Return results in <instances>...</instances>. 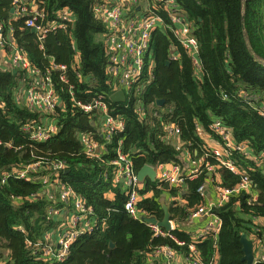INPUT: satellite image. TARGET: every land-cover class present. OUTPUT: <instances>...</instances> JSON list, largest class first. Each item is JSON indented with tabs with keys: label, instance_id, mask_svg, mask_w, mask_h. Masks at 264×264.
Wrapping results in <instances>:
<instances>
[{
	"label": "trees",
	"instance_id": "16d2710c",
	"mask_svg": "<svg viewBox=\"0 0 264 264\" xmlns=\"http://www.w3.org/2000/svg\"><path fill=\"white\" fill-rule=\"evenodd\" d=\"M33 1L46 16L37 25L54 21L64 10L73 20L67 29L49 31L40 42L38 34L27 27L30 17L17 15L15 0H0L6 40L0 51V264H161L152 259L159 248L171 247L186 255L191 244L203 264H246L242 261L243 234L255 242L256 249L264 238V0H176L198 40L200 68L172 33L160 28L152 34L146 83L140 92L128 94L124 103L111 99L116 85L108 75L109 56L102 38L107 28L95 14V1ZM156 9L163 14L159 6ZM13 45L23 50L31 71L8 64ZM173 57L178 59L173 61ZM56 66L68 71L63 73ZM47 76L58 96L53 113L31 109L25 100L28 90ZM63 76L68 84L61 80ZM96 96H102L110 114L125 125L110 140L105 139L100 117L87 116L74 104V99L90 102ZM160 101L165 104L160 106ZM50 124L58 132L41 144L31 142V133L24 129L30 126L34 131ZM171 124L179 135L168 136ZM217 124L230 131L236 146H248L250 157L236 152L229 156L239 165L240 175L220 167L219 158L208 156L213 146L222 145L214 132ZM83 137L105 145L107 151L99 158L87 157ZM120 142L136 174L145 166L181 167L187 177L181 188L147 180L139 189L138 208L161 220L164 198L176 224L172 235L186 243L184 247L169 237H154L148 224L125 211L127 191L116 183L112 165ZM187 158L195 165L190 172L196 174L194 180L187 176ZM57 162L66 169L54 175L49 166ZM38 163L37 171L29 172V181L12 175ZM207 163L215 170L211 176ZM5 174L10 177L6 179ZM242 176L249 177L257 199L242 192L217 205L214 213L221 229L216 239L194 243L199 231L188 227L190 216L211 205L199 190L208 187L218 196L217 185L232 190ZM45 177H50L47 188ZM56 181L69 184L94 210L91 225L95 232L77 240L63 263L38 259L42 249L36 250L47 234L53 236L64 224L61 216H51L49 210L72 213L74 208L57 199ZM47 192L54 193L56 200Z\"/></svg>",
	"mask_w": 264,
	"mask_h": 264
},
{
	"label": "built area",
	"instance_id": "2783aa9c",
	"mask_svg": "<svg viewBox=\"0 0 264 264\" xmlns=\"http://www.w3.org/2000/svg\"><path fill=\"white\" fill-rule=\"evenodd\" d=\"M95 14L98 19L106 26L107 32L103 35V40L107 48L109 56L108 75L116 85V92L122 90L125 92L126 101L127 95L132 92H140L145 82L146 58L151 49L152 34L162 28L169 30L175 41L180 44L190 55L194 66L199 69L200 62L199 43L194 35L193 30L185 23V15L180 12V8L176 0H94ZM14 4L17 7V15L32 17L27 21V27L35 30L38 34V39L43 42L49 31L65 30L68 24L73 20L72 14L68 10L59 11L56 19L52 22H47L44 25H37L38 19L45 20L44 12L40 11L35 1L30 0H15ZM160 7L163 14L157 11ZM3 24L0 22V51L2 52L6 45V40L3 36ZM173 57L172 60H177ZM9 62L15 69L32 70V65L23 50L18 49L13 45V53L9 57ZM63 73L68 71L65 66H56ZM39 74L38 71H36ZM68 84L66 76L61 79ZM72 89V88H71ZM74 92L71 93L73 97ZM25 100L29 108L38 110L43 113H53L58 107V96L53 88L52 80L49 76L41 78L39 86L32 87L25 95ZM74 104L85 115L91 116L94 113L100 117L102 122V132L105 139L110 140L112 135L124 130V122L114 118L109 111V106L102 96H96L90 102L83 100L77 101L74 99ZM250 105V103H247ZM168 136L179 135L180 132L175 129L172 124L168 127ZM27 133H31L29 140L36 144L46 143L50 141L58 132V127L55 124H50L45 128L31 131V127L24 128ZM198 132H201L198 129ZM221 139L222 145L216 148H211L208 151V156L213 155L219 158L220 167H225L236 175L242 174L239 165L235 159L229 158L232 152L241 153L250 157L248 146L243 144L236 146L230 131L217 124L214 131ZM83 152L87 157L99 158L102 151H107L105 145L93 140L90 137H83L82 140ZM1 144V143H0ZM117 158L112 162L116 168V183L123 184L127 191V202L125 211L135 220L141 221L144 215L138 208L140 201V188L143 185L138 179V174L134 171V166L128 157L123 153V142H120L115 148ZM204 160V159H203ZM205 161V160H204ZM41 163L25 168L23 171L13 174L16 178L23 181L31 180L29 172L37 171ZM51 171L54 170V175L66 169L62 162L54 163ZM157 172V181L159 184H169L181 188L187 177L182 174L180 166L165 164L153 167ZM208 175L211 176L215 171L209 163L206 164ZM7 179L8 174H5ZM188 179H196V174L189 173ZM51 177V176H50ZM50 177H45L43 186L47 188L50 184ZM57 199L66 206L73 204L72 213L68 212L69 220L62 225L61 234L56 241L52 240L50 234L45 237L44 244L38 243L37 253L41 260L46 262L52 261L55 263L65 262L70 255L72 245L80 238L90 236L95 232V228L91 225V217L94 216V210L88 207L83 199H81L69 184L56 181ZM218 193L217 201L212 202L208 208H201L190 216V219L209 218L207 224L202 227L198 234L194 237V243L205 241L208 239H216L221 229V220L214 208L217 205H223L228 202L231 196L242 192L250 193L252 191V182L249 177L242 176V180L237 187L232 190L224 189L221 186H216ZM199 192L205 195V187ZM51 200H56V195L48 192ZM257 198L255 197L254 200ZM186 203V202H185ZM49 214L52 216H63L65 210L51 208ZM142 222V221H141ZM153 231L154 237L171 238L178 246L184 247L186 243L177 240L172 232L176 230L174 222L172 223V231H166L157 226L149 225ZM24 232L22 228L18 229ZM259 255L256 257L254 264H262L264 261V238L258 242ZM153 260H158L161 264H203V258L194 244L188 247V253L185 255L171 247L159 248L153 255Z\"/></svg>",
	"mask_w": 264,
	"mask_h": 264
},
{
	"label": "water",
	"instance_id": "95a60500",
	"mask_svg": "<svg viewBox=\"0 0 264 264\" xmlns=\"http://www.w3.org/2000/svg\"><path fill=\"white\" fill-rule=\"evenodd\" d=\"M14 12V11H12ZM35 32V30H33ZM16 73V71H14ZM112 101L114 103H124L126 102L125 92L120 90L112 96ZM164 101H160L159 105L163 106ZM138 179L141 183H145L149 179L152 183L157 181V172L152 166H145L138 174ZM162 208L164 211L163 219L159 220L156 216H143L141 221L145 224L157 226L161 229L171 232L173 220L170 214V206L166 203H162ZM241 243L243 246L244 257L242 259L246 264H254L255 261V242L247 237L246 234H243L241 238ZM114 246V245H113Z\"/></svg>",
	"mask_w": 264,
	"mask_h": 264
},
{
	"label": "crops",
	"instance_id": "0c3cea01",
	"mask_svg": "<svg viewBox=\"0 0 264 264\" xmlns=\"http://www.w3.org/2000/svg\"><path fill=\"white\" fill-rule=\"evenodd\" d=\"M0 59H2L1 56H0ZM8 64H9V61H8ZM217 147H219V146H217ZM214 148H216V147H214ZM187 161H188V163L186 164V168L185 169L189 170V173H190L191 170H193V168L195 167V165L194 164H191L189 162V158H187ZM147 180H149V179H147ZM147 180H146V182H147ZM145 183H143V184H145ZM205 195L208 197V202L209 203H212V202H216L217 201V196L215 194L213 195L212 192H211V190H208V187L205 188ZM167 199L169 200V198H167ZM165 202H167V201L165 200ZM181 203L182 204H186L183 199L181 200ZM64 217H69L68 212H65ZM208 221H209V218H205V217L199 218V219H194V220L189 219V225H188V227L193 228V229L196 228V232H197V231L200 230V228L204 227L207 224ZM174 224H175V222H174ZM175 226H176V224H175ZM184 228H187V226L185 225ZM61 231L62 230L59 228V229H57V231H55V232H57L56 234H53V236L51 235L53 241H56L58 239L59 234H61ZM155 261H158V260H155Z\"/></svg>",
	"mask_w": 264,
	"mask_h": 264
},
{
	"label": "rangeland",
	"instance_id": "374dc122",
	"mask_svg": "<svg viewBox=\"0 0 264 264\" xmlns=\"http://www.w3.org/2000/svg\"><path fill=\"white\" fill-rule=\"evenodd\" d=\"M8 60H9V59H8ZM32 165H37V164H30V165H27L25 168H28V167H30V166H32ZM63 171H64V170H63ZM32 172H33V171H32ZM47 193H48V192H47ZM246 194H247V195L251 194V195H253L254 198L256 197L252 192H250V193H246ZM162 202L167 204V202H165L164 198L162 199ZM167 205H168V204H167ZM61 219H63L64 222L67 223L68 220H69L70 218H69V217H64V215H63V216H61ZM258 256H260V255H259V249H256V247H255V259H256V257H258ZM254 262H255V261H254Z\"/></svg>",
	"mask_w": 264,
	"mask_h": 264
}]
</instances>
